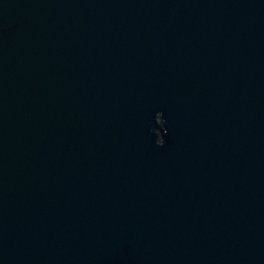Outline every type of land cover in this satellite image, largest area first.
Masks as SVG:
<instances>
[{
    "label": "water",
    "instance_id": "1",
    "mask_svg": "<svg viewBox=\"0 0 264 264\" xmlns=\"http://www.w3.org/2000/svg\"><path fill=\"white\" fill-rule=\"evenodd\" d=\"M0 264H264V0H0Z\"/></svg>",
    "mask_w": 264,
    "mask_h": 264
}]
</instances>
